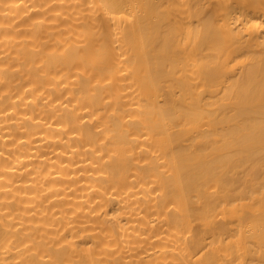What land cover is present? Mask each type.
I'll return each mask as SVG.
<instances>
[{
	"label": "bare ground",
	"instance_id": "1",
	"mask_svg": "<svg viewBox=\"0 0 264 264\" xmlns=\"http://www.w3.org/2000/svg\"><path fill=\"white\" fill-rule=\"evenodd\" d=\"M0 264H264V0H0Z\"/></svg>",
	"mask_w": 264,
	"mask_h": 264
}]
</instances>
